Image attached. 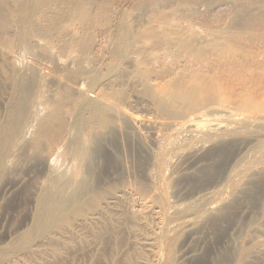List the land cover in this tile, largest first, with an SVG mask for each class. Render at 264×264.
<instances>
[{
	"label": "bare ground",
	"instance_id": "1",
	"mask_svg": "<svg viewBox=\"0 0 264 264\" xmlns=\"http://www.w3.org/2000/svg\"><path fill=\"white\" fill-rule=\"evenodd\" d=\"M35 1L36 2L34 4L36 5V3H37L36 7L39 9V10L37 9L38 10L37 12L38 13L39 12L45 13L47 11V9L50 6H52L55 1L57 2L58 0H35ZM60 1L66 3V4H72L73 3V0H60ZM83 1H86V0H83ZM201 1H204V0H200V2ZM96 2H98V1H96ZM196 2H198V1H196ZM50 4H52V5H50ZM93 5H94V3H93ZM93 5H92V8L94 7ZM100 5H102V4H100ZM2 6L0 8H2ZM23 6H24V4H23ZM144 6H146V5L144 4ZM17 8H15V9H17ZM106 8H107V6H106ZM89 9L91 10V7ZM87 10H88V7H87ZM21 11L22 10H20V12ZM26 11H28V10H26ZM32 11H31V13H33ZM199 11H201V10H199ZM23 12H25V11H23ZM83 12H84V10H83ZM155 12L157 13V11H155ZM155 12L152 11V14ZM176 12H178V11H176ZM259 12H260V10H259ZM259 12L257 13V11L255 9L253 10V8L251 6H245V7H241V8L238 7V9L231 11L230 15L232 16V20L230 23H226L222 17L218 21L217 25H214V23L210 24L211 20H209L210 23H208V24L205 22L206 25L200 24V28L203 29L204 34H202V32H200L199 29L197 28L196 21H194L192 19H187L185 17L184 18H181V17H175L174 18L173 16L168 17L162 12L161 13L165 16H163L161 13H159L160 15L158 13L157 14L155 13L156 16H144L145 15L144 13H146V12H144L143 13L144 15H142L144 17L139 16V18L137 17V19L136 18L134 19L135 14H133V16L131 18H133L134 20H132L131 18L128 17L130 20H132V23H131L132 26H129L131 28L128 27L127 28L128 31L123 30L126 32L125 37L128 38V39L126 38V41L128 42V43L127 42L126 43L129 47H127V45H125L129 49V51H127L128 52L127 56H128V54H130V55L132 54L129 57L130 59L129 58L128 59L132 60V61H137L136 59H134V57H132L133 53H134V55L138 54L142 57L143 54L145 52H147L146 49L148 48L150 54L153 56L154 62H151L152 60L151 61L147 60L146 62L143 60V65H145L144 70L140 71V73H139L140 75L139 74L137 75L136 73H132L131 76H136V77H134V78L131 77V79H130V74H128V72H126V71H123V70L129 71V69H132L131 67H133L132 66L133 64L129 63L130 61L129 62L127 61L129 64L128 66L125 65L126 63L124 64V66L122 65L123 67L126 66L125 68H122V71L115 70V69H117L116 68L117 66L113 64L112 66H114V67H111L109 62H107V63L110 66H108L106 64L107 66H104L105 68L102 67L103 68L102 70L101 69L94 70L93 67L90 66L92 64H89L87 62V60H85V58H84V53H85V51H87L86 47L79 46V48L76 49L73 47L74 46L73 45L69 49L71 52L70 51L68 52L67 45H65L66 44L65 42H67L68 39L66 40V39L61 37L60 38V45H58V47H56V46H54L55 44L53 45L52 41H51L55 37L52 38L53 36L48 34L47 30L44 31V30L40 29V31H39V29L36 28L35 26L34 27L36 28L35 29L36 32H34L33 35L31 36L32 37L31 40L35 41V43H37L38 48L40 50L38 53L41 56L40 55L38 56L35 53L34 54L36 55V58H34L35 57L34 54H33L34 56H32V57L24 55V54H22L23 55L22 56L21 53L18 52L19 49L17 50V47H19V46H17L15 44V41L17 38H15V40H14V37L16 35H14L13 39H11V40L7 39V36L9 34L7 35L5 33L6 29L3 28V31L5 30V32H3V33H5V34L3 35L0 33V68L2 70H6L7 67L10 66V67H12V69L14 68L13 70H15L12 72H15L17 75L20 74L19 77L22 78L21 79L22 83L17 84V86L15 85L16 87H18V92H20L22 94H26L25 98H24V96H22V94L19 96L17 95V97H19L18 99L20 101V103H18V105L20 104L19 106L21 108V111H20V109L18 107L20 114L21 113L24 114L25 111L27 112V109H28V111L31 109L29 107L27 108L26 106L29 105L28 104L29 101L31 102L33 100L32 96L35 94L32 91H33V88L35 86H38V84L41 85V83H43V86L45 89V85H47L46 82L47 83L50 82V86L49 85L46 86V88H48L47 91L46 90H45V92L42 91V95H43L42 97L44 98V99H42L43 102H42V100L39 99L41 102V104H39L40 103V102L38 103L39 100L37 101V103L39 104V107L41 108L40 110L45 109L46 112L45 111L44 112L46 114L45 115L41 114L43 116H42V118H40L38 115V112H40V111H37L38 110L37 106H36L37 110H35L36 113H33V114L31 113L32 115L30 117L33 118L32 122L34 124V126H33L34 130L32 129L33 133L30 134L31 128H30V130H29V128L23 129V131L21 133L20 129L22 130L23 125H20L19 122H21L20 119L24 115H22L21 118H19V115L16 114L20 121L19 120L13 121L12 127H10V128H12L13 131L15 132V135L13 134V136H14L13 138L15 139L17 137L18 142L17 143L14 142V143H16L14 146H11L9 143L10 146L5 148L3 146L7 142L3 143L0 141V146H2V144H3L2 148L0 147V180L1 181H2V179L6 180V178H8V174L12 173L13 171L15 172L16 168H18L20 166V164L22 163L23 158L27 157V156H29V158H31V162L33 161V162H37V164H41V173H40V179L41 180L40 181L42 182V180H43V182L41 184V188H39L41 191V192L40 191L39 192L41 194H36L38 196L37 197L35 196L36 198H34V200H33L34 201L33 202L34 207L39 208L38 211H36L34 213V217L32 218V222H31L30 226H33V227H31L33 229L30 230L29 233L26 231L27 236L26 237L22 236L20 242H17V243H11L10 242L9 246H6V247H3L0 249V255H2V254L13 255V257L9 258L8 260H4V258L2 259V257H1L0 258V264H13L14 259H20V258H22L24 261H26L25 264H33L35 261H37L39 259L38 257H42L41 258V260H42L44 258H49L50 256L52 259H55L57 261V260L63 258L64 255L66 254V251L68 249H70V248H67L65 246V242L67 241V238L69 236H71V239L73 242H75V243L80 242V244H85L86 245L85 247L88 246L89 242L91 241L92 236H93L92 241H94V242L97 241L100 244L104 243L103 242L104 241V235H103L104 232L112 230V228L116 227V226L113 227V224L115 221L114 217H116V216L118 217V215H116V213L114 214L115 211L113 210V207L114 206L116 207V204L118 205L117 210H116V208H114V209L116 211L121 210V212L119 211V213L124 218L125 217L130 218L133 221V224H134L133 227L135 226L136 229L138 227L144 226L142 224L147 222V221L144 222L145 218H142L141 216H143V217L150 216L151 220L152 219L154 220L156 225L153 228L151 227V229H153V230H151L152 235L149 238V241L148 240L147 241L150 242V245H148V247L150 246L151 250H152V247L154 245H156L154 247L155 248L157 247V248L155 250H153L152 255L150 253H149L150 255L147 254L149 251L148 249H144V250H148V251H146L147 253L146 252L144 253V250H141L143 252H141V253L139 252L140 255L138 253L139 258L134 256V254L128 255V253H126L128 256H126L125 260H123V258L118 259L119 256L116 258H111V256H110L111 259H109V262L107 259V261H106L107 264H173V262H174L173 261V257H174L173 255H175L174 254V248L176 245H178L177 243L179 242V239H182V238H180L181 236H183L185 234L189 235L191 237L194 234L196 235V233L200 229L198 227H200L201 224H204V222L207 223V220L212 219L211 217L218 216V215L222 214L223 212L226 213L227 207L229 205H231V203L236 198H238L240 196L239 195L240 192L242 190H244V188L252 182V181L249 182V180L251 179L250 174L254 170L252 168H255V167L260 168L261 166H264V150H263V152H261L262 155H260V157H259L260 159L258 160V158H257L256 164L254 163L255 161H252V159L250 157L251 156L250 154H252L253 150L251 153L248 151L249 144L254 143L255 141L259 142V141H262L264 139V115H259L255 118H250L249 117L250 115L249 116L242 115V117L236 118L237 114L235 112H233L232 109L229 110V109L223 107L225 105V100L223 101L222 99H220L219 98L220 96L218 97V100H217V96L219 95V94L216 95V91L218 89L217 85H219L220 83L218 84V83L211 81L210 79H206V76H205V79L203 77L198 78L197 76H194V77L188 76L187 77V75L185 73L187 72L188 66H190V67L193 66V68L196 67L197 61H202V59H205V60L207 59L209 62H211L214 58L216 59L219 56L222 57L221 55L223 53L228 54L229 50H231V48L229 46H226L224 43H222L223 41L221 42V39L225 38V39L231 40L230 43H232V42H238L240 35H243L249 31H250L252 36L257 34L259 30L264 28V20H263V17L261 16V14H259ZM4 13L5 12H3V14ZM34 14H35V12H34ZM219 14H217V15L219 16ZM241 14H243L242 17H244V15L246 16V19L244 21H241L239 18V16ZM0 15H1V10H0ZM23 16L26 17V14ZM74 16L76 17L75 13H74ZM127 16H125V17H127ZM30 17H31V15H30ZM53 17H56V15H54ZM82 17H83V13H82ZM123 17H124V15H123ZM7 18L8 17L0 18V26L4 25L2 23L3 21H1V20L7 19ZM74 18L72 20H74ZM52 19H53V24L57 25L55 22V18H52ZM25 20H26V18H25ZM60 20H62V19H60ZM130 20H129V22H130ZM6 21H4V22H6ZM33 21H30V24ZM62 21H59L60 24ZM74 21H76V20H74ZM21 22L24 23L23 21L20 20V23ZM117 22H118V19H117ZM212 22H213V20H212ZM216 22H217V20H216ZM15 23L19 24L18 21H16ZM27 23H29V22H26V24ZM120 23H121V21H120ZM199 23H201V22H199ZM202 23H204V22H202ZM37 24H38V21H37ZM50 24H52V23H50ZM69 24H70V22H69ZM73 24H72V27H73ZM80 24H81V22H80ZM105 24H106L105 27H107V23H105ZM12 25L14 26V24H12ZM34 25H35V23H34ZM66 25H63V28L64 27L65 28L70 27V26H68V25L66 26ZM2 26H1V28H2ZM109 26H111V24ZM3 27H5V26H3ZM15 27H17V26L15 25ZM56 27H58V26H56ZM115 27H117V26H115ZM20 28H22L21 24H20ZM58 29H59V27H58ZM118 29H119V27H118ZM32 30H34V29H32ZM56 30H57V28H56ZM111 30H112V28H111ZM70 31H69V33H70ZM76 31H77V28H76ZM12 32H14V31H12ZM29 32H30V30H29ZM74 32L75 31L73 30V33ZM64 33H65V31H64ZM121 33L124 34V32H121ZM20 34H22V33H20ZM119 34H120V32L118 31L117 35L119 36ZM29 35H26V37ZM202 35H204V36H202ZM24 36H25V34H24ZM71 36H72V34H71ZM106 36H109V35H106ZM9 37H12V36L10 35ZM67 37H68V35H67ZM75 37L77 38V36H75ZM120 37H122V36H120ZM4 38L7 41L6 40L4 41ZM110 38H112V37H110ZM72 39H73V43H74V40H75L74 37ZM121 39H124V37ZM3 41L5 42V44L3 43V45H2L1 43ZM17 42H19V41H17ZM83 42H85V39L83 40ZM90 42L91 41H89L88 44H90ZM120 42L122 43V41H120ZM70 43H72V42H69V45H70ZM227 43H229V42H227ZM116 44H118V43H116ZM21 45H20V48L22 47ZM24 46H25V44H24ZM76 46H77V44H76ZM91 46H93V45H91ZM117 46L119 49V45H117ZM122 46H123V43H122ZM125 46H123V47H125ZM2 48H4V50ZM103 48L104 47H102L100 49L104 50ZM106 48H107V46H106ZM112 49H113V47H112ZM171 49H172V51L173 50L174 51L172 52ZM21 50H22V48H21ZM116 50H117V48H116ZM262 50H260V51H262ZM114 51H113V54H114ZM123 52H125V51L123 50ZM89 53H88V55H89ZM30 54H32V52H30ZM100 54H101V52H100ZM246 55H244V57ZM111 56H110V58L118 57V56H116V54H114L112 57ZM121 56H122V53H121ZM235 56H236V54H235ZM253 56H254V54H253ZM253 56H251L252 57L251 59H253ZM40 57H42V58H40ZM66 57H69L70 65H68V62H65V61H64L65 63H61L60 58H66ZM255 57H256V55H255ZM259 57L260 56H258V58ZM120 58H122V57H119V59ZM234 60L236 61V59H233V61ZM110 61H111V59H110ZM172 61H174L173 65L170 64ZM251 61H253V60H251ZM104 62H106V61H104ZM124 62H126V61H124ZM18 63H19L20 67L17 69V68H15L14 65H16ZM152 63H154V66ZM255 63H256V61H254V65H255ZM259 63H260V65L262 64L261 61L258 62V64ZM116 64H118V63H116ZM175 64L182 65L179 68L180 69L179 73L177 71L176 73H174L173 75L170 76V79H168V77L165 76V74L169 71V69L166 70L165 68L168 65H171L170 67H172ZM50 65H51V67H50ZM140 65H142V64H140ZM262 65H264V64H262ZM101 66H102V64H101ZM122 66H119V67H122ZM242 66H243V64H242ZM163 67H165V68L163 69ZM221 67H223V66H221ZM137 68H138V66H137ZM256 68H255V70H256ZM172 69L174 70V68H172ZM197 69L199 70V67ZM225 69H226V67H225ZM2 70H1V72H3ZM1 72H0V74H1ZM6 72L8 74V71H6ZM224 72L225 71L223 70L222 73H224ZM230 72L231 71L229 70L228 73H230ZM197 73H198V71H197ZM197 73H196V71H194L193 74L196 75ZM228 73H226V74H228ZM21 75H23V77ZM225 78H226V76H225ZM156 80H161L162 83H160L159 81H156ZM8 81L6 83H8ZM219 81H220V79H219ZM227 81H228V79H227ZM231 81H233V79H231ZM1 82H2V80H1ZM228 82H225V83H228ZM4 83H5V81H4ZM4 83H2V85L0 84L1 88L4 86L3 85ZM6 83H5V85H7ZM130 85H133V86L136 85V87L139 89V92H141V95L145 96L144 98L148 97L147 99H149L151 101L148 102L149 101L148 100V101H146L147 103L142 102V101L139 103L136 102L137 100H135V98L132 96V93L130 94V92L128 93V91H127V87ZM229 85H230V83H229ZM133 86H132V88H133ZM222 86H223V84H222ZM38 87H40V86H38ZM132 88H130V89H132ZM257 88H258V90L261 91V89L259 87H257ZM240 89H242V88L240 87ZM7 90L5 89V91H7ZM12 90H13V88L11 89V91ZM133 90H135V88ZM137 90L135 91L137 93H135V92L134 93L137 94V96H138ZM222 90L226 94H227V92L230 93V96L232 93L238 94V92H239V91L237 92L238 89L235 91L231 87H227L226 89L222 88ZM222 90L220 89V91H222ZM1 91H3V90H1ZM243 91H247V89H245ZM254 91L256 92L257 90L255 89ZM63 92H64V94H67V98L65 97L66 95L64 96L65 98H63V94H62ZM65 92H67V93H65ZM32 93H33V95L31 96ZM245 93H244V95H245ZM260 93H259V95H260ZM262 93H263V91H262ZM61 94H62V96L60 97L59 95H61ZM11 95L13 96L14 94L11 93ZM44 95H46V96H44ZM70 95H72V97L74 99H78L80 101L79 102V104H80L79 108H81L83 111H87L90 114V117L87 119L88 120L87 123L89 124L90 121H92L94 123V126L89 127V131H88L86 138H83V136L79 137L77 135V133L72 132V134H69L67 140H65V138H66L65 133L62 131L59 134V131L64 129V128H61L62 124H63L62 119H63V117L66 116V115L63 116L62 110L68 106V102L66 99H70V98H68V96H70ZM196 95L198 96V98ZM255 95L256 94L254 93L252 98H254ZM10 96H9V99L7 97L8 102H9V100L14 99L12 97L10 99ZM20 96H21V98L23 97L25 100L23 98H22L23 99L22 100L20 98ZM194 96H196V98L193 100ZM230 96H229V98H230ZM261 96L263 97L262 94H261ZM261 96H259V97H261ZM3 97L5 98L6 96L3 95ZM242 97L244 98V96H241V98ZM20 99L22 100V102ZM244 99H242V100H244ZM27 100H29L28 103H27ZM242 100L241 101L239 100V101L242 102ZM3 102L4 101H2V103ZM34 102H36V101L34 100ZM250 102H253V100H251ZM135 103H136V105H134ZM246 103H248V102H246ZM6 104H7V102H6ZM137 104L143 109L142 111L146 112L145 116H142V114H141V116L139 114L138 115L133 114L132 109H134L133 107L137 106ZM259 105H261V104H259ZM243 106H244V102H243ZM261 106H263V105H261ZM6 107H7V105H6ZM11 107L12 106H10V108ZM79 108L77 109L78 111H76V112H80ZM239 108H240V106L239 107L237 106V108H234L233 110L236 111V109H239ZM136 109L137 108L135 107V110ZM242 109L243 108H241V110ZM244 109H246V108H244ZM247 109H248L247 113H249L250 112L249 108H247ZM33 110L34 109H32V112H33ZM241 110H238V111H241ZM7 111L9 112V109ZM136 111H139V110H136ZM238 111H236V112L240 113ZM262 111H264V110H262ZM12 112L13 111H11L10 113H12ZM16 112H18V111L16 110ZM10 113H9V115H10ZM25 114L27 115V113H25ZM7 115H8V113H7ZM16 115H14V116H16ZM67 115H68V111H67ZM72 115H74V114H72ZM11 116L8 117L9 120H10V118H13L12 114H11ZM14 118L18 119L16 117H14ZM82 118H83V116H82ZM85 119L86 118H83V120H85ZM76 120L78 122L80 121V122L84 123L83 120L81 119V116L79 118L76 116ZM7 121H8V119H7ZM1 123H3V122H1ZM29 124H31V123H29ZM19 125L21 126V128H19ZM69 125L72 126V124H69ZM4 126H6V125H4ZM9 126L10 125H8V127ZM29 126H31V125H29ZM2 127H3V125H2ZM2 127H1V130L4 131L5 129L3 130ZM8 127L6 126V128H8ZM78 127H80V126H78ZM10 128H8L9 129L8 131H12ZM68 128H70V126ZM71 129L72 128H70V130ZM77 130H78L77 128L73 129V131H77ZM12 132H9V133H12ZM1 133H3V132H1ZM6 134H7V132H6ZM7 136H8V134H7ZM0 138H1V136H0ZM3 140L5 142V139H3ZM9 141L10 140H8V142ZM7 144H6V146H7ZM128 144L132 145V147L136 144L137 145L136 148L141 149L145 153V156H146V159L144 160L145 161V168H144V170L141 171V172H143L142 178L136 179L137 178L136 177L134 180H130L131 177H133L132 176L133 174L135 176L136 172L134 173V171L131 170L130 168L124 169L123 167H119V168H121V170H120L121 174L119 173L120 174L119 179L117 177H116L117 179L114 178L113 176H115V175H112V177L107 176V174L110 172L112 167H115V169H118L117 166L119 164H121V162L123 160H125L124 159L125 158L124 153H126V151H127L126 145H128ZM256 144H258V143H256ZM56 146H58V148H59L60 159L61 160L64 159L66 161L64 166H60L59 163L57 164L56 159L53 158L54 156L49 155L50 153L48 154L49 156L46 155L47 157H49L46 160H43V158H42L45 155V153H47L49 150H52L53 148H56ZM253 147H251L250 149H252ZM255 147H256V145H255ZM234 149H237L235 154L232 153L234 151ZM256 149H259V148H256ZM256 149H254V150H256ZM130 151H132V150L130 149ZM256 152H258V150ZM132 154H134V153H132ZM126 157H127V155H126ZM248 159H250L253 162L252 163L253 165L251 164V161L249 162ZM25 160H27V158ZM27 161H29V160H27ZM132 161H134V160L132 159ZM247 161L249 162V165L247 164ZM125 162H126L125 164H127V161H125ZM136 162H138V161H136ZM122 163H124V162H122ZM258 164H260V166ZM32 165L34 166L36 164H32ZM256 165H258V167ZM129 166H130V164L128 165V167ZM133 166H134V164H133ZM141 167H143V166H141ZM136 168H138V167L136 166ZM133 169L135 170V168H133ZM36 170H38V168ZM262 170H264V168L261 169V171ZM139 171H140V169H139ZM20 174H22V173H20ZM237 175H239V177L243 178L242 185H240L241 187L240 188L237 187V189H235L234 191L231 192L229 197L222 200L221 202L219 201L220 203L214 202L215 196H217L218 194H222L223 189L226 186L230 185V183L236 178ZM33 176H35V175H33ZM26 178H27V176H26ZM30 179H31V177H30ZM254 179H255V177H254ZM23 180L24 179L19 180L17 182V184L15 186H13L12 188L15 189L18 186H22ZM25 181H26V179H25ZM167 181L172 185V187L171 186L170 187L172 188L171 194L173 193V196H174V200H173L174 202L173 203L169 202L168 199L166 198L167 195H165V193H167L166 192L167 185L164 187V183ZM203 181H204L205 185L203 184ZM6 182H7V180H6ZM8 182H10V181H8ZM41 182H39V183H41ZM200 182L203 185H201ZM39 183H38V185H39ZM2 184H4V183H2ZM10 185H11V183H10ZM37 189H38V187H37ZM187 189H191L192 192L186 193ZM7 190H8V186H6V188H4L2 191H4V194H5V193H7ZM224 190L226 191V188ZM10 192H11V190H10ZM36 192H38V190ZM228 193H230V192L228 191ZM46 194H48V195L45 198L44 196ZM1 195H3V194H1ZM39 196H42V198L44 197V199H42ZM219 197H221V199H222V196L219 195ZM4 198H6V197H4ZM223 198H225V195ZM241 210H243V209H241ZM247 210L248 209L246 208L245 211H247ZM245 211H243V212H245ZM241 213H242V211H241ZM136 214L137 215L143 214L140 217L142 218L144 223L142 221L140 223H138V221H140L138 218H140V217H138ZM224 215H226V214H224ZM230 215H226V217H229ZM239 215H242V214H239ZM245 215H244V217H245ZM250 216L252 217V214ZM222 219H224V218H222ZM227 219H226V221H227ZM248 220H250V219H248ZM209 221H211V220H209ZM148 222L150 223L151 221L148 220ZM148 222H147V225L150 226V224ZM206 223H205V225H207ZM218 223H219V221H218ZM151 224H152V222H151ZM248 225H249V223H248ZM221 229H222V227H221ZM252 229L254 230V228H252ZM252 229H250V230H252ZM137 230H139V229H137ZM248 230H249V228H248ZM86 232H89L91 234V236L88 237ZM114 232H115V230H114ZM138 232H136V233H138ZM142 232H144L143 229H142ZM255 233H256V230H255ZM255 233L252 234V236H251L252 239L250 238V240L252 242L251 243L248 242V244H249V245H247L248 247L247 246L245 247L246 244L244 245L241 242L238 243L235 241L234 242L231 241L233 243L232 249H234V251L237 252V254L235 252L236 257L233 256L236 259L231 257L232 259H235L239 263H242V262L245 263L249 260H251V262H252L254 259L256 260V259L260 258L259 260H262V264L264 263V241H257L255 238ZM115 235H117V234H115ZM118 235H120V234H118ZM197 235H199V234H197ZM133 236H135V235H133ZM138 236H140V235H138ZM148 236L146 238H148ZM135 237H137V235ZM141 237L142 236H140V239H141ZM231 237H232V235H231ZM231 237H230V239H231ZM133 238H131V239H133ZM195 238H197V237H195ZM118 239L119 238H117L115 245H113L114 243L112 244L114 246V248L120 247L121 242H119L120 239L119 240ZM236 239H238V238H236ZM109 240H112V239L109 238ZM187 240H189V239H187ZM137 241H139V240H137ZM141 241H143V240H141ZM129 244H130V242H129ZM140 244H141V242H140ZM145 244L147 246V243H145ZM183 244H185V242ZM40 245L48 246L50 248V253L46 252L45 249H43V251L45 250V252H42L41 250L39 251L38 246H40ZM125 245H126V243H125ZM90 246H92V245L89 244V247ZM139 247L141 248L142 246H139ZM177 248H178V246H177ZM189 249L190 248H188V250ZM229 249H230V247H229ZM191 250L189 253H191ZM109 251L107 250L106 252H109ZM229 251L230 250H228V252ZM183 252H184V250H183ZM102 253H103V251H102ZM189 253H188V255H189ZM192 253H193V251H192ZM112 254H113V252H112ZM183 254L185 255L186 253H183ZM135 255H137V254H135ZM195 255H197V254H195ZM231 255L232 254H230V256ZM36 258H38V259L36 260ZM88 258H89V256H88ZM102 258H103V262H104L106 256L104 257L102 255ZM102 258H101V260H102ZM139 259L141 261L138 262ZM182 259H183V257H182ZM191 259H193V258H190V260ZM188 260H189V258H188ZM255 262L256 261H254V263ZM174 263H177V262H174Z\"/></svg>",
	"mask_w": 264,
	"mask_h": 264
},
{
	"label": "rangeland",
	"instance_id": "2",
	"mask_svg": "<svg viewBox=\"0 0 264 264\" xmlns=\"http://www.w3.org/2000/svg\"><path fill=\"white\" fill-rule=\"evenodd\" d=\"M3 1V0H2ZM1 0H0V7L2 6V8H0V10H1V15H0V18H3V17H8L7 19H3V20H1V21H3L2 23L4 24L3 26H5V27H3L2 25V28H1V26H0V33L1 34H9L8 36H7V39H13V36L14 35H16L15 37H14V40H15V38H17L16 39V41H15V44L17 45V46H19V47H17V50L19 49V51L18 52H20L21 53V55L22 54H24V55H27V56H30V57H32V56H34L35 54L36 55H40L38 52L40 51L39 50V48H38V45H37V43H35V41H32L31 39H32V35H33V33L34 32H36L35 31V29L36 28H38L39 29V31H40V29H42V30H44V31H46L47 30V33L48 34H50L51 36H53L52 38H54L53 40H51L52 41V44L54 45V46H56V47H58V45H60V38L62 37V38H64V39H68L67 40V42H65L66 44L65 45H67V49H68V52L70 51L69 49L73 46L74 48H76V49H78L79 48V46H84V47H86V49H87V51H85V53H84V58H85V60H87V62L89 63V64H92V65H90V66H92L93 67V69L94 70H98V69H103V68H105L104 66H107L108 65V63L107 62H109L110 63V65H111V67H114V66H112L113 64L114 65H116L117 67V69H115V70H118V71H122V68H125L126 66H128L129 64H128V62L129 63H131V64H133L132 66L133 67H131L132 69H129V71L128 70H123V71H126V72H128V74H130V79H131V77L132 78H134V77H136V76H131V74L132 73H136L137 75L140 73V71H143L144 70V68H145V65H143V60L146 62L147 60H152L151 62H154V60H153V56L150 54V52H149V50H148V48L146 49V51L147 52H145L144 54H143V56L141 57L140 55H138V54H135L134 55V53H133V56L132 57H134V59H136L137 61H132V60H129L130 58V56L132 55H130V54H128V56H127V51H129V49L127 48V47H129L128 45H127V41H126V38L127 37H125L126 36V32L125 31H123V30H126V31H128L127 30V28L129 27V26H132V20H134L135 18L137 19V17L139 18V16H141V17H144V16H156L155 15V11H157V13L159 14V13H164L166 16H168V17H181V18H187V19H192V20H194V21H196V23H197V28L199 29V31L200 32H202V34H204V32H203V29H201L200 28V24H205L206 25V23L208 24V23H210V21L209 20H211V23L210 24H213L214 23V25H217L218 24V21L223 17V19L225 20V22L226 23H230L231 22V20H232V16L230 15V13H231V11L232 10H235V9H238V7H245V6H251L252 8H253V10L255 9L256 11H257V13L259 12V10H260V12H259V14H261V16L263 17V20H264V0H204V1H201L200 2V0H86V1H83V0H73V3L72 4H66V3H64V2H61L60 0H58L57 2L55 1L54 2V4L52 5V4H50V5H52V6H50L48 9H47V11L45 12V13H38L37 11L39 10L36 6H37V3H36V5L34 4L36 1L35 0H4L3 2H2ZM19 1V2H18ZM27 1V2H26ZM96 1H98V2H96ZM102 3H101V2ZM146 1V2H145ZM196 1H198V2H196ZM5 2V3H4ZM100 2V3H99ZM19 5H18V4ZM93 3H94V5H93ZM99 3V4H98ZM23 4H24V6H23ZM34 4V5H33ZM56 4V5H55ZM95 7H93L92 8V5ZM100 4H102V5H100ZM136 4V5H135ZM144 4L146 5V6H144ZM22 5V6H21ZM55 5V6H54ZM69 5V6H68ZM141 5V6H140ZM35 6V7H34ZM106 6H107V8H106ZM143 6V7H142ZM153 6V7H152ZM19 9H18V8ZM21 7V8H20ZM24 7V8H23ZM35 9H34V8ZM52 7V8H51ZM87 7H88V10H87ZM91 7V10L93 11H91L89 8ZM152 7V8H151ZM183 7V8H182ZM185 7V8H184ZM187 7V8H186ZM15 8H17V9H15ZM54 8V9H53ZM150 8V9H149ZM24 9V10H23ZM33 11H32V10ZM38 9V10H37ZM53 9V10H52ZM86 9V10H85ZM107 9V10H106ZM142 9V10H141ZM3 10V11H2ZM20 10H22L21 12H20ZM26 10H28V11H26ZM83 10H84V12H83ZM148 10V11H147ZM154 11L155 13H153L152 14V11ZM199 10H201V11H199ZM206 10V11H205ZM11 11V12H10ZM23 11H25V12H23ZM31 11L33 12V13H31ZM60 11V12H59ZM77 11V12H76ZM87 11V12H86ZM91 11V12H90ZM117 11V12H116ZM138 11V12H137ZM142 11V12H141ZM176 11H178V12H176ZM180 11V12H179ZM205 11V12H204ZM3 12H5L4 14H3ZM21 14H20V13ZM24 14H23V13ZM34 12H35V14H34ZM81 12V13H80ZM137 12V13H136ZM144 12H146V13H144ZM152 14H150V13ZM196 12V13H195ZM228 12V13H227ZM16 13V14H15ZM29 13V14H28ZM57 13V14H56ZM60 15H59V14ZM74 13H75V15H76V17L74 16ZM77 13V14H76ZM82 13H83V17H82ZM87 13V14H86ZM145 15H144V14ZM156 13V14H157ZM161 13V14H162ZM190 13V14H189ZM221 15H220V14ZM256 13V14H257ZM18 14V15H17ZM26 14V17H24L23 15H25ZM130 16H129V15ZM132 14V15H131ZM133 14H135L134 16V19L133 18H131L132 16H133ZM139 14V15H138ZM147 14V15H146ZM217 14H219V16L217 15ZM8 15V16H7ZM21 15V16H20ZM30 15H31V17H30ZM54 15H56V17H53ZM69 15V16H68ZM121 15V16H120ZM123 15H124V17H123ZM128 15V16H127ZM142 15H144V16H142ZM160 15V14H159ZM158 15V16H159ZM163 15V14H162ZM165 15H163V16H165ZM195 15V16H194ZM2 16V17H1ZM15 16V17H14ZM20 16V17H19ZM61 16V17H60ZM65 18H64V17ZM76 18H74V17ZM102 16V17H101ZM104 16V17H103ZM125 16H127V17H125ZM241 16V17H240ZM239 16V18H240V20L241 21H244L245 19H246V16L244 15V17H242L243 16V14H241ZM17 17V18H16ZM24 17V18H23ZM30 17V18H29ZM74 18V20H76V21H74V20H72L73 18ZM97 17V18H96ZM131 18L132 20H130L129 18ZM20 18V19H19ZM25 18H26V20H25ZM34 18V19H33ZM39 18V19H38ZM52 18H55V22H56V24L57 25H55V24H53V19ZM59 18V19H58ZM121 18V19H120ZM231 18V19H230ZM14 19V20H13ZM18 19V20H17ZM24 19V20H23ZM29 19V20H28ZM58 19V20H57ZM60 19H62V20H60ZM78 19V20H77ZM83 19V20H82ZM85 19V20H84ZM101 19V20H100ZM117 19H118V22H117ZM124 19V20H123ZM7 20V21H6ZM20 20L21 21H23L24 23H20ZM34 20V21H33ZM38 21V24H37V21ZM57 20V21H56ZM129 20H130V22H129ZM212 20H213V22H212ZM215 20V21H214ZM216 20H217V22H216ZM4 21H6V22H4ZM16 21H18L19 22V24L18 23H15ZM29 22V23H27L26 24V22ZM30 21H33V22H31V24H30ZM59 21H62L61 22V24H60V22ZM84 23H83V22ZM99 23H98V22ZM120 21H121V23H120ZM127 21V22H126ZM208 21V22H207ZM52 23V24H50V23ZM69 22H70V24H69ZM80 22H81V24H80ZM112 22V23H111ZM125 22V23H124ZM199 22H201V23H199ZM202 22H204V23H202ZM206 22V23H205ZM216 22V23H215ZM34 23H35V25H34ZM74 23V24H73ZM84 25H83V24ZM105 23H107V27H105L106 26V24ZM118 23V24H117ZM130 25H129V24ZM7 24V25H6ZM12 24H14V26L12 25ZM20 24H21V26H22V28H20ZM25 24V25H24ZM49 24V25H48ZM68 25V26H70V27H68V28H63V25ZM72 24H73V27H72ZM104 24V25H103ZM111 24V26H109V25ZM117 24V25H116ZM120 24V25H119ZM124 26H123V25ZM126 24V25H125ZM15 25L17 26V27H15ZM66 25V26H67ZM97 25V26H96ZM100 27H99V26ZM9 28H7V27ZM30 26V27H29ZM36 28H35V27ZM38 26V27H37ZM56 26H58L59 27V29H58V27H56ZM104 26V27H103ZM115 26H117V27H115ZM121 26V27H120ZM204 26V25H203ZM15 27V28H14ZM34 27V28H33ZM112 28V30H111V28ZM118 27H119V29H118ZM124 29H123V28ZM126 27V28H125ZM3 28L4 29H6V32H5V30L3 31ZM24 28V29H23ZM56 28H57V30H56ZM76 28H77V31H76ZM90 28V29H89ZM129 28H131V27H129ZM11 29V30H10ZM32 29H34V30H32ZM117 31H116V30ZM10 30V31H9ZM16 30V31H15ZM29 30H30V32H29ZM72 32H71V31ZM73 30L75 31L74 33H73ZM80 30V31H79ZM87 30V31H86ZM94 30V31H93ZM9 31V32H8ZM12 31H14V32H12ZM20 31V32H19ZM64 31H65V33H64ZM69 31H70V33H69ZM79 31V32H78ZM115 31V32H114ZM118 31L120 32V34H119V36L117 35V33H118ZM3 32H5V33H3ZM8 32V33H7ZM50 32V33H49ZM112 32V33H111ZM121 32H124V34L123 33H121ZM19 33V34H18ZM20 33H22V34H20ZM32 33V34H31ZM62 33V34H61ZM111 33V34H110ZM24 34H25V36H24ZM30 34V35H29ZM71 34H72V36H71ZM77 36V38L74 36ZM87 34V35H86ZM89 34V35H88ZM114 34V35H113ZM254 34V33H253ZM12 36V37H9V36ZM18 35V36H17ZM21 35V36H20ZM26 35H29V36H27L26 37ZM66 35V36H65ZM67 35H68V37H67ZM81 35V36H80ZM106 35H109V36H106ZM124 35V36H123ZM70 36V37H69ZM120 36H122V37H120ZM202 36H204V35H202ZM9 37V38H8ZM25 39H24V38ZM74 37V43H73V38ZM83 37V38H82ZM107 37V38H106ZM110 37H112V38H110ZM124 37V39H121V38H123ZM27 38V39H26ZM51 38V39H52ZM80 38V39H79ZM92 38V39H91ZM105 38V39H104ZM120 38V39H119ZM241 38V39H240ZM85 39V42H83V40ZM110 39V40H109ZM128 39V38H127ZM6 39L4 38V41H5ZM23 40V41H22ZM27 40V41H26ZM110 42H109V41ZM117 40V41H116ZM241 40V41H240ZM2 42L1 44L3 45V43L5 44V42ZM7 41V40H6ZM17 41H19V42H17ZM57 41V42H56ZM76 41V42H75ZM89 41H91L90 42V44H88L89 43ZM120 41H122V43H123V46H125V45H127V47L125 46V47H123L122 46V43L120 42ZM223 41V42H222ZM229 42V43H227V42ZM24 42V43H23ZM29 42V43H28ZM54 42V43H53ZM69 42H72V43H70V45H69ZM93 42V43H92ZM96 42V43H95ZM127 42V43H126ZM221 42L222 43H224L226 46H229L230 48H231V50H229V53L227 54H225V53H223L221 56L222 57H218V58H214L211 62H209L207 59L205 60V59H202V61H197L196 62V67H194L193 68V66L192 67H190V66H188V69H187V72L185 73L186 75H187V77L188 76H191V77H194V76H197L198 78H204L205 79V76H206V79H210L211 81H213V82H215V83H220L219 85H217L218 86V89H217V91H216V95L217 94H219L218 96H217V100H218V97L220 98V99H222L223 101L225 100V105L223 106V107H225V108H227V109H229V110H231L232 109V111L233 112H235L236 114H237V117L236 118H239V117H242V115H246V116H249L250 118H255V117H257V116H259V115H264V111H262V110H264V65H262V64H264V28L263 29H261V30H259L258 31V33L257 34H255L254 36H252L251 35V33H250V31L249 32H247V33H245V34H243V35H240V37H239V41L238 42H232V43H230L231 42V40H228V39H221ZM240 42V43H239ZM242 42V43H241ZM80 43V44H79ZM95 43V44H94ZM116 43H118V44H116ZM22 44V45H21ZM24 44H25V46H24ZM32 44V45H31ZM76 44H77V46H76ZM79 44V45H78ZM85 44V45H84ZM107 44V45H106ZM116 44V45H115ZM121 44V45H120ZM237 44V45H236ZM242 44V45H241ZM20 45L22 46L21 48H22V50H21V48H20ZM27 45V46H26ZM31 45V46H30ZM91 45H93V46H91ZM104 45V46H103ZM117 45H119V49H118V46ZM236 45V46H235ZM106 46H107V48H106ZM113 47V49H112V47ZM25 47V48H24ZM36 47V48H35ZM102 47H104L103 49L104 50H102V49H100V48H102ZM228 47V48H229ZM33 48V49H32ZM116 48H117V50H116ZM3 50H4V48H2ZM27 49V50H26ZM32 51H31V50ZM263 49V50H262ZM115 50V51H114ZM123 50L125 51V52H123ZM260 50H262V51H260ZM23 51V52H22ZM111 51V52H110ZM113 51H114V54H116V56H118V57H115V58H110V56L112 55H114L113 54ZM171 51H172V49H171ZM174 51V50H173ZM172 51V52H173ZM253 51V52H252ZM260 51V52H259ZM30 52H32V54H30ZM71 52V51H70ZM90 52V53H89ZM100 52H101V54H100ZM110 52V53H109ZM117 52V53H116ZM251 52V53H250ZM255 52V53H254ZM28 53V54H27ZM35 53V54H34ZM88 53H89V55H88ZM121 53H122V56H121ZM126 55H125V54ZM234 53V54H233ZM30 54V55H29ZM34 54V55H33ZM118 54V55H117ZM230 54V55H229ZM232 54V55H231ZM235 54H236V56H235ZM249 56H247V55ZM253 54H254V56H253ZM259 54V55H258ZM36 55H35V57L34 58H36ZM125 55V56H124ZM244 55H246L245 57H244ZM255 55H256V57H255ZM23 56V55H22ZM37 56V57H38ZM41 56V55H40ZM106 56V57H105ZM111 56V57H112ZM138 56V57H137ZM232 56V57H231ZM251 56H253V59H251L252 57ZM258 56H260L259 58H258ZM263 56V57H262ZM91 57V58H90ZM119 57H122V58H120L119 59ZM125 57V58H124ZM152 57V58H151ZM256 59H255V58ZM26 58V57H25ZM40 58H42V57H40ZM102 58V59H101ZM108 58V59H107ZM121 61H119L118 59ZM129 58V59H128ZM151 58V59H150ZM27 59V58H26ZM65 59V60H64ZM110 59H111V61H110ZM115 59V60H114ZM126 59V60H125ZM139 59V60H138ZM141 59V60H140ZM223 59V60H222ZM233 59H236V61L234 60L233 61ZM60 60H61V63H65V62H68V65H70V59H69V57H66V58H60ZM114 60V61H113ZM246 60V61H245ZM249 60V61H248ZM251 60H253V61H251ZM258 60V61H257ZM65 61V62H64ZM104 61H106V62H104ZM117 61V62H116ZM124 61H126V62H124ZM128 61V62H127ZM139 61V62H138ZM215 61V62H214ZM240 61V62H239ZM254 61H256V63H255V65H254ZM261 61V65H260V63L258 64V62H260ZM112 62V63H111ZM133 62V63H132ZM206 62V63H205ZM234 62V63H233ZM253 62V63H252ZM116 63H118V64H116ZM120 63V64H119ZM126 63V64H125ZM137 63V64H136ZM173 63H174V61H172L170 64L171 65H173ZM205 63V64H204ZM101 64H102V66H101ZM107 64V65H106ZM124 64L126 65L125 67H123L124 66ZM136 64V65H135ZM140 64H142V65H140ZM153 64V66H154V63H152ZM241 64V65H240ZM242 64H243V66H242ZM245 64V65H244ZM248 64V65H247ZM251 64V65H250ZM253 64V65H252ZM101 67H100V66ZM110 65H108V66H110ZM123 65V66H122ZM171 65H168V66H166V68L165 67H163V69L165 68L166 70L167 69H169V73L167 72L166 74H165V76H167L168 77V79H170V76L171 75H173L174 73H176L177 71H178V73H179V68L182 66V65H178V64H175L174 66H172V67H170ZM250 65V66H249ZM259 65V66H258ZM15 66V68H19L20 66H19V63L18 64H16V65H14ZM98 66V67H97ZM119 66H122V67H119ZM137 66H138V68H137ZM221 66H223V67H221ZM233 66V67H232ZM245 66V67H244ZM255 66V67H254ZM10 66H8L7 67V69L6 70H2L1 68V70L3 71V72H1V70H0V72H1V76H0V82H1V80H2V82L0 83L1 85H2V83H4V81H5V83L8 81V83H6L7 85H5V83L3 84L4 86V88L2 87L1 88V86H0V89L1 90H3V91H1L0 90V133L1 132H3V133H1L0 134V136H1V138H0V141L1 142H3V143H6L7 144V146H6V144H4V146H3V144H2V146L3 147H8V146H14L17 142H18V139H17V137L14 139L13 137V134L15 135V132L13 131V129L12 128H10V127H12V124H13V121H18L19 120V118H21V116L22 115H24V116H22V118L20 119L21 120V122H19V124L20 125H23L22 126V130L20 129V131H21V133H22V131H23V129H26V128H29V130H30V128H31V132H30V134L31 133H33V131H32V129L34 130V124H33V122H32V120H33V118L32 117H30L33 113H36L35 112V110H37V111H40V112H38V115H39V117L40 118H42V116L43 115H41V114H46L45 112V109L44 110H40L41 108L39 107V104H41V102H40V100H42V99H44L42 96V91L43 92H45V90L47 91L48 90V88H46V86H50V82L49 83H47L46 82V84L47 85H45V89H44V86H43V83H41V85L40 84H38V86H40V87H38V86H35L34 88H33V93L35 94V95H33V93L31 94V96H32V101L30 102L29 100H27V103H28V101H29V105H27L26 107L28 108H31L29 111H28V109H27V112L25 111V113H27V115L24 113H21L20 114V111H21V108H20V104L18 105V103H20V101H19V97H17V95L19 96V95H21L22 93H20V92H18V87H16L17 86V84H19V83H22V78L21 77H19L20 76V74L19 75H17L15 72H12V71H15V70H13L12 69V67H10ZM50 67H51V65H50ZM100 67V68H99ZM103 67V68H102ZM137 69H136V68ZM199 67V70L197 69ZM225 67H226V69H225ZM257 67V68H256ZM107 68V67H106ZM109 68V67H108ZM120 68V69H119ZM172 68H174V70L172 69ZM224 68V69H223ZM252 68V69H251ZM255 68H256V70H255ZM134 69V70H133ZM136 69V70H135ZM192 69V70H191ZM251 69V70H250ZM196 71V73H197V71H198V73L195 75V74H193L194 73V71ZM215 70V71H214ZM222 70V71H221ZM223 70L225 71L224 73H222L223 72ZM229 70L231 71L230 73H228L229 72ZM5 71V72H4ZM6 71H8V74H7V72ZM135 71V72H134ZM218 71V72H217ZM227 71V72H226ZM13 74H11V73ZM131 72V73H130ZM226 73H228V74H226ZM5 74V75H4ZM193 74V75H192ZM4 75V76H3ZM140 75V74H139ZM200 77H199V76ZM202 75V76H201ZM219 75V76H218ZM232 77H231V76ZM7 76V77H6ZM14 76V77H13ZM22 77H23V75H21ZM209 76V77H208ZM218 76V77H217ZM225 76H226V78L228 79V81H227V79L225 78ZM229 76V77H228ZM18 77V78H17ZM5 78V79H4ZM218 80H217V79ZM230 78V79H229ZM219 79H220V81H219ZM231 79H233V81H231ZM62 80V79H61ZM226 80V81H225ZM12 81V82H11ZM156 81H159L160 83H162V81L161 80H156ZM155 81V82H156ZM225 82H228V83H225ZM12 85H11V84ZM15 83V84H14ZM229 83H230V85H229ZM9 84V85H8ZM222 84H223V86H222ZM236 84V85H235ZM16 85V86H15ZM226 85V86H225ZM229 85V86H228ZM235 87H234V86ZM11 86V87H10ZM132 86L133 85H130V86H128L127 87V91H128V93L130 92V94L132 93V96L135 98V100H137L136 102H146V101H148L149 99H147V98H144L145 96H143V95H141V92H139V89L136 87V85L135 86H133V88H132ZM220 86V87H219ZM248 86V87H247ZM16 87V88H15ZM227 87H231V88H233L235 91L237 90V92H238V94L236 93V94H231V96H230V93H228L227 92V94L222 90V88H227ZM240 87L243 89V90H245V89H247V91H243L242 89H240ZM257 87H259L260 89H261V91L260 90H258V88ZM13 88V90L11 91V89ZM130 88H132V89H130ZM135 88V90H133ZM223 91H220V89ZM237 88V89H236ZM245 88V89H244ZM5 89L8 91H5ZM16 89V90H15ZM44 89V90H43ZM138 89V90H137ZM257 90L256 92L254 91V90ZM39 90V91H38ZM41 90V91H40ZM130 90V91H129ZM132 90V91H131ZM138 91V96H137V94H135V93H137V92H135V91ZM10 91V92H9ZM14 91V92H13ZM35 91V92H34ZM220 91V92H219ZM242 91V92H241ZM252 91V92H251ZM262 91H263V93H262ZM135 92V93H134ZM241 92V93H240ZM245 93V95H244V93ZM258 96H254V98H252L253 97V94L254 93ZM261 92V93H260ZM11 93L12 94H14L13 96L11 95ZM16 93V94H15ZM20 93V94H19ZM65 93H67V92H65ZM69 93V92H68ZM258 93V94H257ZM259 93H260V95H259ZM37 94V95H36ZM63 94V98H67V94H64V92L62 93ZM62 94L61 95H59L60 97L62 96ZM261 94L263 95V97L261 96ZM3 95H5L6 97L4 98L3 97ZM11 95V96H10ZM25 95L26 94H22V96H24V98H25ZM66 95V96H65ZM141 95V96H140ZM223 95V96H222ZM230 96V98H229V96ZM9 96H10V99H11V97L12 98H14V99H12V100H9V102H8V99H9ZM44 96H46V95H44ZM65 96V97H64ZM197 96V95H196ZM196 96H194L193 97V100L196 98ZM241 96H244V98L242 97L241 98ZM259 96H261V97H259ZM7 97H8V99H7ZM140 97V98H139ZM223 97V98H222ZM20 98H21V96H20ZM23 98V97H22ZM21 98V99H22ZM23 98V99H24ZM68 98H70V99H66L67 100V102H68V108L66 109V108H64L63 110H62V114H63V116H65V117H63V119H62V127L61 128H64L63 130H60L59 131V134L63 131L64 133H65V136H66V138H65V140H67V138H68V136H69V134H72V132L73 133H77V135L79 136V137H82L83 136V138H86L87 137V134H88V131H89V127H91V126H94V123L92 122V121H90L89 122V124L87 123L88 122V118L90 117V114L87 112V111H83L81 108H79V100L78 99H74L73 97H72V95H70V96H68ZM197 98H198V96H197ZM256 98V99H255ZM20 99V100H21ZM22 99V100H23ZM40 99V100H39ZM139 99V100H138ZM142 99V100H141ZM145 99V100H144ZM242 99H244V100H242ZM253 100V102H250L251 100ZM14 100V101H13ZM16 100V101H15ZM22 100H21V102H22ZM25 100V99H24ZM34 100L36 101V102H34ZM39 100V101H38ZM81 100V99H80ZM144 100V101H143ZM228 100V101H227ZM242 100V102H240V101ZM255 100V101H254ZM263 100V101H262ZM2 101H4L3 103H2ZM11 101V102H10ZM18 101V102H17ZM37 101H38V103H37ZM151 100H149L148 102H150ZM6 102H7V104H6ZM17 102V103H16ZM42 102H43V100H42ZM240 102V103H239ZM243 102H244V106H243ZM246 102H248V103H246ZM263 102V103H262ZM9 103V104H8ZM14 103V104H13ZM33 103V104H32ZM147 103V102H146ZM246 103V104H245ZM251 103V104H250ZM17 104V105H16ZM224 104V103H223ZM242 104V105H241ZM254 104V105H253ZM259 104H261V105H263V106H261V105H259ZM6 105H7V107H6ZM14 105V106H13ZM16 105V106H15ZM134 105H136V103L134 104ZM257 105V106H256ZM4 106V107H3ZM10 106H12L11 108H10ZM38 108H37V107ZM139 105L137 104V106H134L133 108L134 109H132V111H133V114H136V115H140L141 116V114H142V116H145V114H146V112L145 111H142L143 109L139 106ZM228 106V107H227ZM237 106L239 107L240 106V108L239 109H236V111H238V110H241V108H243L241 111H238V112H240V113H237L235 110H233L234 108H237ZM242 106V107H241ZM251 106V107H250ZM18 107H19V109H20V111H19V109H18ZM35 107V108H34ZM135 107L137 108L136 110H139V111H136L135 110ZM230 107V108H229ZM253 107V108H252ZM4 108V109H3ZM7 108V109H6ZM37 108V109H36ZM80 109L79 111L80 112H76V111H78L77 109ZM244 108H246V109H244ZM247 108H249V113H247ZM2 109V110H1ZM9 109V112L7 111ZM18 111V112H16V110ZM32 109H34L33 110V112H32ZM13 111L12 113H10L11 111ZM2 111V112H1ZM45 111V112H44ZM67 111H68V115H67ZM253 111V112H252ZM255 111V112H254ZM262 111V112H261ZM4 112V113H3ZM23 112V111H22ZM83 112V113H82ZM86 112V113H85ZM136 112V113H135ZM139 112V113H138ZM258 112V113H257ZM7 113H8V115H7ZM9 113H10V115H9ZM32 113V114H31ZM144 113V114H143ZM4 114V115H3ZM11 114L13 115V118L14 117H16V118H18V116L16 115V114H18L19 115V118L18 119H13V118H10V120H9V116H11ZM72 114H76L75 116L74 115H72ZM83 114V115H82ZM239 114V115H238ZM14 115H16V116H14ZM26 115V116H25ZM30 118H29V117ZM74 116V117H73ZM76 116L79 118L80 116H81V119L83 120V118H86L85 120H83V122L85 123H82V122H78L77 120H76ZM82 116H83V118H82ZM12 117V116H11ZM25 117V118H24ZM24 118V119H23ZM39 118V119H40ZM6 119V120H5ZM7 119H8V121H7ZM23 119V120H22ZM19 120V121H20ZM27 122H26V121ZM7 121V122H6ZM1 122H3V123H1ZM24 122V123H23ZM31 123V124H29V123ZM9 123V124H8ZM26 123V124H25ZM28 123V124H27ZM69 124H72V126L71 125H69ZM2 125H3V127H2ZM4 125H6L7 127H8V125H10L8 128H10L12 131H8L9 129L8 128H6V126H4ZM19 125V128H21V126ZM29 125H31V126H29ZM25 126V127H24ZM70 126V128H72L71 130H70V128H68ZM78 126H80V127H78ZM1 127H2V129L4 130V131H2L1 130ZM75 128H77L78 130L77 131H73V129H75ZM80 128V129H79ZM7 130V131H6ZM70 130V131H69ZM6 132H7V134H8V136H7V134H6ZM9 132H12V133H9ZM70 132V133H69ZM79 132V133H78ZM12 134V135H11ZM5 135V136H4ZM3 136V137H2ZM71 136V135H70ZM9 137V138H8ZM12 138V139H11ZM3 139H5V142H4V140ZM7 139V140H6ZM3 140V141H2ZM8 140H10L9 142H8ZM16 140V141H15ZM12 142V143H11ZM14 142H16V143H14ZM9 143H10V145H9ZM14 143V144H13ZM256 143H258V144H256ZM264 139L262 140V141H259V142H254V143H251V144H249V146H248V151L251 153L252 152V150H253V152H252V154H250L251 156V159H252V161H255L254 163L256 164V161H257V158H258V160L260 159L259 157H260V155H262V153L261 152H263V150H264ZM254 147H253V146ZM255 145H256V147H255ZM2 146H0L1 148H2ZM136 144L132 147V145H130V144H128V145H126V147H127V151H126V153H124V159L125 160H123L122 162H124V163H122L121 162V164H119L118 166H117V168L118 169H115V167H112L111 168V170H110V172L107 174V176H109V177H112V175H115V176H113L114 178H120V174H121V172H120V170H121V168H119V167H123L124 169H126V168H130L131 170H133L134 171V173H135V176H134V174L132 175L133 177H131V179L130 180H134L136 177V179H139V178H142V176H143V172H141L142 170H144V168H145V159H146V156H145V153L141 150V149H139V148H136ZM132 147V148H131ZM251 147H253L252 149H250ZM262 147V148H261ZM136 148V149H135ZM256 148H259V149H256ZM130 149L132 150V151H130ZM254 149H256V150H254ZM140 150V151H139ZM258 150V152H256ZM48 151V150H47ZM136 151V152H135ZM236 151H237V149H234V151L232 152L233 154H235L236 153ZM50 153V154H49ZM132 153H134V154H132ZM248 153V152H247ZM246 153V154H247ZM260 153V154H259ZM54 156L53 158H55L56 159V161H57V164L59 163V165L60 166H64L65 165V163H66V161L64 160V159H60V152H59V148H58V146H56V148H53L52 150H49L47 153H45V155L42 157L43 158V160H46L47 158H49V157H47V156ZM53 154V155H52ZM58 154V155H57ZM127 155V157H126V155ZM232 154V155H233ZM47 155V156H46ZM57 155V156H56ZM46 156V157H45ZM134 156V157H133ZM136 156V157H135ZM145 158H144V157ZM27 158V160H29V161H27V160H25ZM127 158V159H126ZM254 158V159H253ZM132 159L134 160V161H132ZM142 159V160H141ZM59 160V161H58ZM249 160V162L251 161L250 159H248ZM25 161V162H24ZM125 161H127V164H125L126 162ZM136 161H138V162H136ZM251 161V164L253 163ZM24 162V163H23ZM33 162V161H32ZM31 162V158H29V156H27V157H24L23 158V161H22V163L20 164V166L18 167V168H16V171L14 172H12V173H10V174H8V178H6V180H7V182H6V180H3L2 179V181L0 180V249L1 248H3V247H6V246H9V243L11 242V243H17V242H20V240H21V238H22V236H24V237H26L27 236V233H26V231L29 233L30 232V230H32L33 228H31V227H33V226H30L31 225V222H32V218L34 217V213L36 212V211H38V209L39 208H37V207H34V198H36L38 195H36V194H41L40 192V189L39 188H41V184H42V182H43V180H42V182L40 181L41 179H40V173H41V164H37V162H33L32 163ZM243 162V161H242ZM241 162V163H242ZM249 162L247 161V164L249 165ZM262 162V161H261ZM260 162V163H261ZM144 163V164H143ZM259 163V162H258ZM26 164V165H25ZM32 164H36V165H32ZM130 164V166L128 167V165ZM133 164H134V166H133ZM126 165V166H125ZM253 165V164H252ZM259 166H260V164H258ZM258 165H256L257 167H258ZM22 166V167H21ZM136 166L138 167V168H136ZM141 166H143V167H141ZM141 167V168H140ZM225 167V166H224ZM262 167V168H261ZM260 168H252V169H254L253 171H252V173L250 174V180H249V182H251L248 186H246L245 188H244V190H242L241 192H240V196L238 197V198H236L232 203H231V205H229L228 207H227V209H226V213L225 212H223L222 214H220V215H218V216H214V217H211L212 219H209V220H211V221H209V220H207V223L206 222H204V224H201L200 225V227H198V228H200L199 229V231L196 233V235L194 234L192 237L191 236H189V235H183V236H181L180 238H182V239H179V242L177 243L178 245H176L175 246V248H174V254L175 255H173L174 257H173V261L174 262H177V263H174L173 262V264H181L182 262V264H253L254 263V261H256L254 264H262V260H259V259H254L252 262H251V260H249V261H247V262H242V263H239V262H237L235 259V257H236V254H237V252L236 251H234V249H232V247H233V243L232 242H238V243H242V244H246L245 245V247L247 246V245H249L248 244V242L249 243H251L252 241L250 240V238H251V236H252V234L253 233H255V230H256V233H255V238H256V240L257 241H264V170H262L261 171V169H263L264 168V166H261ZM33 168V169H32ZM38 168V170H36ZM114 168V169H113ZM133 168H135V170L133 169ZM36 171H35V170ZM123 169V170H124ZM139 169H140V171H139ZM115 171V172H114ZM261 171V172H260ZM35 172V173H34ZM118 172V173H117ZM138 172V173H137ZM20 173H22V174H20ZM31 173V174H30ZM114 173V174H113ZM120 173V174H119ZM261 173V174H260ZM141 176H140V175ZM33 175H35V176H33ZM240 175V174H239ZM239 175H237L236 176V178L230 183V185H228V186H226L225 188H226V191L223 189V192H222V194H218L217 196H215V199H214V202H217V203H220L222 200H224V199H226L227 197H229V195L231 194V192L232 191H234L235 189H237V187L238 188H240L241 186L240 185H242V182H243V178H241V177H239ZM26 176H27V178H26ZM241 176V175H240ZM25 177V178H24ZM30 177H31V179H30ZM38 177V178H37ZM238 177V178H237ZM254 177H255V179H254ZM116 178V179H117ZM22 179H24L23 180V183H22V186H18L17 188H15V189H13L12 187L13 186H15L16 184H17V182L19 181V180H22ZM25 179H26V181H25ZM238 179V180H237ZM29 180V181H28ZM256 180V181H255ZM8 181H10V182H8ZM255 181V182H254ZM258 181V182H257ZM39 182H41V183H39ZM248 182V183H249ZM254 182V183H253ZM2 183H4V184H2ZM10 183H11V185H10ZM33 183V184H32ZM37 183V184H36ZM38 183H39V185H38ZM247 183V184H248ZM25 184V185H24ZM200 184H201V182H200ZM203 184H204V181H203ZM203 184H201V185H203ZM246 184V185H247ZM167 185V188H166V192L167 193H165V195H167L166 196V198L168 199V201L169 202H171V203H173L174 201V196H173V193L171 194V192H172V185L167 181V182H165L164 183V187ZM205 185V184H204ZM6 186H8V190H7V193H5L4 194V191H2L4 188H6ZM171 186V187H170ZM255 186V187H254ZM37 187H38V189H37ZM209 187V186H208ZM254 187V188H253ZM229 190H228V189ZM13 189V190H12ZM34 189V190H33ZM10 190H11V192H10ZM38 190V192H36V191ZM168 190V191H167ZM179 190V189H178ZM228 191L230 192V193H228ZM190 192H192V190L191 189H187L186 190V193H190ZM226 193V194H225ZM1 194H3V195H1ZM242 194V195H241ZM6 195V196H5ZM44 195V194H43ZM42 195V196H43ZM48 194H46L44 197L46 198V196H47ZM219 195L220 196H222V199H221V197H219ZM224 195H225V198H223L224 197ZM228 195V196H227ZM36 196V197H35ZM42 196H39V197H41L42 198ZM4 197H6V198H4ZM44 197L42 198V199H44ZM2 198V199H1ZM263 198V199H262ZM172 199V200H171ZM240 200V201H239ZM220 201V202H219ZM117 204H116V207L114 206L113 207V210L115 211L114 212V214L116 213V215H118V217L116 216V217H114V224H113V227H115V228H112V230H109V231H107V232H104V243H99V242H94V241H92L93 240V236L91 237V241L89 242V244H91L92 246H90L89 247V244H88V246L87 247H85L86 245L85 244H80V242H77V243H75V242H73L72 241V239H71V236H69L68 238H67V241L65 242V246L67 247V248H70V249H68L67 251H66V254L64 255V257L63 258H61V259H59V260H55V259H52L51 258V256L49 257V258H44V259H42L41 260V258L42 257H38V258H36V260L37 261H35L33 264H107V259H108V262H109V259H111V258H116V257H118L119 256V258L118 259H122L123 258V260H125V258H126V256H128V255H133L134 254V256H136V257H138L139 258V255H140V253L141 252H143V251H141V250H144V249H148V250H144V253L146 252V251H148V255H152L153 254V250H155L156 248L154 247V246H156V245H154L153 247H152V250L150 249V246L148 247V245H150V242H148L149 241V238L151 237V235H152V233H151V230H153V229H151V227L153 228V227H155V225H156V223L154 222V220L152 219L151 220V217L150 216H145V217H143V216H141V215H143V214H136L138 217H142V218H145L144 219V222L145 221H147L148 222V220H150L151 222H152V224H151V222L149 223L150 224V226H148L147 225V222H143V220H142V218L140 217V218H138L140 221H138V223H140L141 221L144 223V224H142V225H144V226H142V227H138L137 229H139V230H137L136 228H135V226L133 227V221L130 219V218H128V217H123V216H121L120 215V213H119V211L121 212V210H119V211H116L117 210ZM114 208H116V210L114 209ZM246 208L248 209L247 211H245L246 210ZM229 209V210H228ZM241 209H243V210H241ZM251 209V210H250ZM229 212H228V211ZM239 210V211H238ZM241 211H242V213H241ZM243 211H245V212H243ZM45 213V212H44ZM229 213V214H228ZM246 215H245V214ZM249 215H248V214ZM224 214H226V215H230L229 217H226V215H224ZM239 214H242V215H239ZM252 214V217L250 216ZM244 215H245V217H244ZM222 216V217H221ZM224 216V217H223ZM241 216V217H240ZM251 218H250V217ZM249 217V218H248ZM124 218V219H123ZM222 218H224V219H222ZM228 218V219H227ZM230 218V219H229ZM246 220H245V219ZM222 219V220H221ZM226 219H227V221H226ZM248 219H250V220H248ZM215 220V221H214ZM219 221V223H218V221ZM221 220V221H220ZM252 220V221H251ZM217 221V222H216ZM251 222V223H250ZM254 222V223H253ZM118 223V224H117ZM205 223L207 224V225H205ZM217 223V224H216ZM248 223H249V225H248ZM132 224V225H131ZM214 224V225H213ZM222 226H221V225ZM224 224V225H223ZM236 224V225H235ZM247 224V225H246ZM122 225V226H121ZM124 225V226H123ZM228 225V226H227ZM205 226V227H204ZM245 226V227H244ZM132 227V228H131ZM221 227H222V229H221ZM251 227V228H250ZM125 228V229H124ZM129 228V229H128ZM144 230V232H142V229ZM248 228H249V230H248ZM252 228H254V230L252 229ZM115 230V232H114V230ZM131 229V230H130ZM141 229V230H140ZM148 229V230H147ZM204 229V230H203ZM220 229V230H219ZM247 229V230H246ZM250 229H252V230H250ZM203 230V231H202ZM124 231V232H123ZM131 231V232H130ZM139 231V232H138ZM141 231V232H140ZM254 231V232H253ZM136 232H138V233H136ZM26 233V234H25ZM87 233V236L89 237V236H91V234L89 233V232H86ZM123 233V234H122ZM132 233V234H131ZM204 235H203V234ZM248 233V234H247ZM23 234V235H22ZM115 234H117V235H115ZM118 234H120V235H118ZM148 236V238H146L147 236ZM197 234H199V235H197ZM232 235V237H231V235ZM123 235V236H122ZM133 235H137V237H135V236H133ZM138 235H140V236H142L141 237V239H140V236H138ZM144 235V236H143ZM199 236V237H198ZM236 236V237H235ZM113 237V238H112ZM134 237V238H133ZM195 237H197V238H195ZM201 237V238H200ZM205 237V238H204ZM230 237H231V239H230ZM242 237V238H241ZM247 237V238H246ZM109 238H111L112 240H109ZM117 238H119L118 240H119V242H121V244H120V247L119 248H114V246L113 245H115V242L117 241ZM131 238H133V239H131ZM189 239V240H187V239ZM200 238V239H199ZM207 238V239H206ZM234 238V239H233ZM236 238H238V239H236ZM129 241H128V240ZM205 241H204V240ZM246 239V240H245ZM252 239V238H251ZM137 240H139V241H137ZM141 240H143V241H141ZM148 240V241H147ZM245 240V241H244ZM248 240V241H247ZM111 241V242H110ZM113 241V242H112ZM147 241V242H146ZM189 241V242H188ZM230 241V242H229ZM232 241V242H231ZM256 241V242H257ZM38 242V241H37ZM129 242H130V244H129ZM140 242H141V244H140ZM185 242V244H183ZM187 242V243H186ZM204 242V243H203ZM114 243V244H113ZM125 243H126V245H125ZM133 243V244H132ZM136 243V244H135ZM145 243H147V246H146V244ZM149 243V244H148ZM80 244V245H79ZM113 244V245H112ZM129 244V245H128ZM145 244V245H144ZM103 245V246H102ZM107 246V247H106ZM113 246V247H112ZM134 246V247H133ZM137 246V247H136ZM139 246H144L143 248L141 247H139ZM177 246H178V248H177ZM251 246V245H250ZM249 246V247H250ZM43 247V248H42ZM136 247V248H135ZM229 247H230V249H229ZM248 247V246H247ZM106 248V249H105ZM121 248V249H120ZM140 250H138V249ZM177 248V249H176ZM185 248V249H184ZM188 248H190L189 250H188ZM220 248V249H219ZM223 248V249H222ZM38 249H39V251L41 250L42 252H45V250H46V252H49L50 253V248L48 247V246H45V245H40V246H38ZM43 249H45L44 251H43ZM48 249V250H47ZM126 249V250H125ZM132 249V250H131ZM192 249V250H191ZM197 249V250H196ZM91 250V251H90ZM103 251V253H102V251ZM109 251V252H106V251ZM135 252H134V251ZM183 250H184V252H183ZM190 250H191V253H189L190 252ZM222 250V251H221ZM228 250H230L229 252H228ZM125 251V252H124ZM131 253H130V252ZM152 251V252H151ZM179 251V252H178ZM186 251V252H185ZM192 251H193V253H192ZM224 251V252H223ZM99 252V253H98ZM112 252H113V254H112ZM117 252V253H116ZM119 252V253H118ZM121 252V253H120ZM140 252V253H139ZM235 252H236V254H235ZM91 253V254H90ZM126 253H128V255L126 254ZM138 253H139V255H138ZM150 253V254H149ZM182 253V254H181ZM183 253H186L185 255L183 254ZM188 253H189V255H188ZM232 254L231 256H230V254ZM105 257L106 256V258H105V260H104V262H103V258H102V255ZM106 254V255H105ZM135 254H137V255H135ZM195 254H197V255H195ZM96 255V256H95ZM109 255V256H108ZM193 255V256H192ZM195 255V256H194ZM88 256H89V258H88ZM108 256V257H107ZM110 256H111V258H110ZM125 256V257H124ZM133 256V257H134ZM233 256H235V257H233ZM2 257V259L4 258V260H8L9 258H12L13 257V255H7V254H2V255H0V258ZM177 257V258H176ZM182 257H183V259H182ZM187 257V258H186ZM195 257V258H194ZM235 258V259H232V258ZM101 258H102V260H101ZM175 258V259H174ZM182 260H181V259ZM188 258H189V260H188ZM190 258H193V259H191L190 260ZM90 259V260H89ZM187 259V260H186ZM228 259V260H227ZM74 260V261H73ZM186 262H184V261ZM102 261V262H101ZM122 261V260H121ZM139 261H141L140 259L138 260V262ZM237 263H236V262ZM25 262L26 261H24L22 258H20V259H14V263L13 264H25ZM100 262V263H99ZM179 262V263H178ZM233 262V263H232ZM250 262V263H249ZM264 264V263H263Z\"/></svg>",
	"mask_w": 264,
	"mask_h": 264
}]
</instances>
